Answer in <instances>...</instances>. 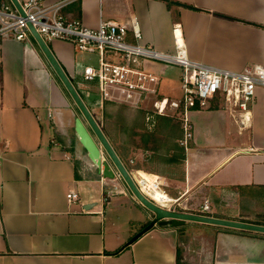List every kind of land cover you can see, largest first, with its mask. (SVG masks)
<instances>
[{"label": "crops", "instance_id": "crops-1", "mask_svg": "<svg viewBox=\"0 0 264 264\" xmlns=\"http://www.w3.org/2000/svg\"><path fill=\"white\" fill-rule=\"evenodd\" d=\"M172 1L184 7L169 10L161 0L43 3H67L62 14L91 29L101 21L130 28L136 18L140 42L167 53L175 50L173 30L179 24L193 61L230 71L264 66V0ZM128 41L135 42L131 32ZM48 46L71 81L91 61L69 42ZM146 69L158 78L155 102L180 98V67L152 63ZM78 92L96 119L102 117L110 102L102 109L99 99ZM131 110L153 114L160 138L157 153L130 149L122 135L117 155L128 170L162 177L178 212L199 214L208 200L210 217L264 226V88L256 91L246 129L229 109L191 112L193 139L187 150L176 146L183 138L176 114ZM72 116L66 91L33 39L0 38V264H264L263 235L201 224L157 227L130 244L149 222L148 214L120 180L103 179L83 155L68 150V136L59 133L70 130ZM69 193L78 200H68ZM106 196L111 197L104 204ZM115 198L130 199L140 216L124 224L123 212L112 209Z\"/></svg>", "mask_w": 264, "mask_h": 264}, {"label": "built area", "instance_id": "built-area-1", "mask_svg": "<svg viewBox=\"0 0 264 264\" xmlns=\"http://www.w3.org/2000/svg\"><path fill=\"white\" fill-rule=\"evenodd\" d=\"M19 3L23 14L8 0L0 4V38L11 37L19 42L30 40L31 26L47 45L55 40L69 42L77 52L96 56L97 64L85 65L82 75L84 82L97 88L102 109L105 102H132L137 106L143 96L155 93L153 86L158 78L146 68L157 63L182 69L180 98L158 100L153 111L159 116L167 113L178 116L184 131L180 143L184 150L193 139L190 113L209 110L215 101L220 109L237 113L243 129L249 128L256 91L264 88V66L249 64L241 71H230L193 61L189 58L179 24L173 30L175 50L167 53L140 42L142 34L136 18L130 28L113 21H101L96 29H91L62 14L67 3L54 7L45 6L43 0H19ZM129 32L134 43L128 41ZM128 172L145 198L164 210L178 212L179 204L163 189L162 177L148 174L153 178L149 181L141 171ZM114 192L120 191L114 188ZM110 197H104L103 203L106 204ZM67 198L76 201L79 195L69 193ZM210 212V202L205 200L199 215L208 216Z\"/></svg>", "mask_w": 264, "mask_h": 264}, {"label": "water", "instance_id": "water-1", "mask_svg": "<svg viewBox=\"0 0 264 264\" xmlns=\"http://www.w3.org/2000/svg\"><path fill=\"white\" fill-rule=\"evenodd\" d=\"M19 13L23 14L19 0H8ZM31 38L37 50L43 56L52 72L66 91L72 106L73 116L70 132L73 135L76 151L91 164V167L105 180H120L136 204L148 214L149 222L131 240L130 244L154 228H179L187 223L201 224L224 228L233 231L259 234L264 236V226L225 220L199 214H190L176 211H167L145 198L137 188L127 167L117 155L110 141L104 133L94 114L83 101L78 90L73 85L63 67L52 53L49 46L42 40L36 31L29 26Z\"/></svg>", "mask_w": 264, "mask_h": 264}, {"label": "rangeland", "instance_id": "rangeland-1", "mask_svg": "<svg viewBox=\"0 0 264 264\" xmlns=\"http://www.w3.org/2000/svg\"><path fill=\"white\" fill-rule=\"evenodd\" d=\"M80 56L85 62H88L89 59H91V61L88 62V64H90V63H92L94 65L97 64V60H96L97 57L96 56L89 55V54H81ZM180 74H182V72H180ZM72 83L77 90H79L81 92H86V93L88 92L90 94L92 100H98L99 99V101H100L99 93L95 89H92L91 85L84 82L83 75L81 73L77 72V76L74 80H72ZM85 96H86V94H84V97ZM155 100L156 99H155L154 95L146 94L145 96H143L139 100L137 106H133L132 102H126V104H124L126 107L119 106L117 103L110 102L109 105L107 106V109L105 107V110L102 114V117L100 114L97 119H99V120L101 119L100 124L102 123V125H103V127H105L110 139L114 142V144H116V146H118V148L122 146L121 145L122 135L125 136V139L128 138V136L125 135V133H124V127H126L127 124H129V125H131V127L136 125L138 128H142V133H143V135L145 134L146 140H147L146 148L152 149L153 151H157L158 147H159L158 140L160 137H157L159 134V130L157 129V126H154V119H153L154 115L153 114H145V113L137 111V110H131V108H133V107L138 108V106H139L141 111H147V112L153 113V104H154ZM103 109H104V104H103ZM137 129H135V130H137ZM171 129L172 130H170V131H172V133H173L175 131V128L173 127ZM130 130H131V132H135V133L137 132V131H134L133 129H130ZM63 133H64V135L66 134L68 136V138L65 137L66 147H68V150H71L74 154L78 153L75 150L76 145H74L75 144L74 141H71V140H73V135L71 134V132L68 129H65V131L62 129V130H60L59 135L63 134ZM183 133H184V131H183ZM165 137H166L165 139H168V138L170 139L171 135H167ZM57 138H59V139H57ZM53 140L55 143L56 142L59 143L61 141L60 136L55 137V135H54ZM165 142L167 143V140L162 139V142L160 141V143H161L160 147L165 148L166 147L165 145L162 146ZM171 142H172V140H171ZM180 143H181V141H179L178 145H176V146L182 147L180 145ZM190 143H191V141L189 142L188 147L190 146ZM173 147H175V146H173ZM158 152L159 151H157V153ZM263 198H264V192H263ZM112 203H113L112 209H120L123 212L122 214L126 217V219L124 220V224H126L128 218H134L135 216H140L138 209L135 207L134 203L130 199L115 198L112 200ZM116 207H118V208H116ZM111 212H112V210L108 212L109 217L111 216Z\"/></svg>", "mask_w": 264, "mask_h": 264}, {"label": "trees", "instance_id": "trees-1", "mask_svg": "<svg viewBox=\"0 0 264 264\" xmlns=\"http://www.w3.org/2000/svg\"><path fill=\"white\" fill-rule=\"evenodd\" d=\"M4 0H0V4L3 2ZM163 1L167 8L169 10H172L173 7H184V5H181L177 2H174L172 0H161ZM186 8H189V9H192L194 11H198L197 9L193 8V7H188V6H185ZM220 109V106H219V103L218 102H213L212 106L210 107V110H219ZM127 123V122H126ZM137 126L134 125L131 127V125L127 124L126 127H124V133L125 135L128 136L127 140L130 141V144L129 145H125V146H129L130 149L132 148H135V149H139V148H146V136L145 134L143 135L142 133V128H136ZM130 129H133L134 131H137L136 133L135 132H131ZM137 129V130H135ZM103 130H104V133L105 135L107 136L108 140L110 141L111 145L113 146L114 150L116 151L117 153V150H118V146H116V144H114V142L110 139L105 127H103ZM123 131V130H122ZM141 134V135H140ZM140 139V143L138 144L137 143V140ZM124 146V147H125Z\"/></svg>", "mask_w": 264, "mask_h": 264}, {"label": "bare ground", "instance_id": "bare-ground-1", "mask_svg": "<svg viewBox=\"0 0 264 264\" xmlns=\"http://www.w3.org/2000/svg\"><path fill=\"white\" fill-rule=\"evenodd\" d=\"M142 176H144L145 178H147L149 181H152L153 179H151V177H148L146 174L141 173Z\"/></svg>", "mask_w": 264, "mask_h": 264}]
</instances>
